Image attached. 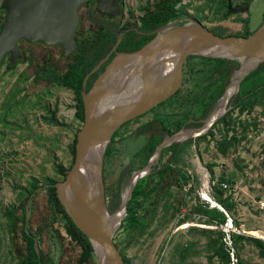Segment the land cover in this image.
Wrapping results in <instances>:
<instances>
[{"label":"rangeland","instance_id":"1","mask_svg":"<svg viewBox=\"0 0 264 264\" xmlns=\"http://www.w3.org/2000/svg\"><path fill=\"white\" fill-rule=\"evenodd\" d=\"M157 1L123 0V17L126 22L136 23L144 8L153 7ZM175 1L174 7L183 11L185 18L198 19V22L217 34L242 33L237 32L240 30L237 16H223L224 8L217 5V0ZM263 10L264 0H255L253 6L250 4L248 21L244 22V26L251 27L249 32H253L261 22ZM3 15L0 12V18ZM87 25L89 21H84L83 28L86 29ZM47 52H51L53 60L59 56V52L53 48L39 47L34 50L38 57ZM8 63L7 59L0 63L2 207L12 203L19 189L28 188V184L33 181L43 184L48 179L62 180L57 165L68 167L71 164V145L77 130L82 126V121L75 116L76 101L70 89L45 82L33 84L30 66L26 62L16 61L11 67ZM261 69L256 75L244 79L242 88L247 94L244 103L262 100L257 91L253 95L248 94L249 89L264 86V67ZM195 71L196 67L192 65L187 82L194 81ZM212 92L213 89L205 94L209 97ZM211 130V134L198 139L191 148L188 165L180 164L179 170L188 176L189 186L187 181L182 186L176 176L174 181L165 180L139 210L138 216L145 223L143 230L132 232L125 229L114 236V244L122 255L129 258V264H224L217 255L205 248L207 238L200 230L214 229L215 226L208 224L206 216L198 213L195 200L199 196L212 206L217 195L214 183L218 175L235 180H231L235 182L233 188L224 190L221 195L228 197L231 209L227 214L231 221L227 228L226 219L219 226L220 229L227 233L230 230L264 238V103L257 102L251 110L242 113L235 109L224 121L214 124ZM220 146L226 147L224 151H219ZM134 150V147L125 145L116 154L135 166L140 164L138 158L144 151L133 153ZM113 159L114 170H109L111 173L106 175L104 181V199L108 211L117 205L113 206L112 202L116 198L118 203L129 180V177H125L124 184L119 188L115 177L120 163L118 158ZM202 192L212 201L204 199ZM232 219L237 221L238 226ZM207 254H211L210 259H207ZM238 254L240 264H264L256 248L247 242H239ZM68 255L69 259L63 264H82L78 262L81 250L77 243L74 242ZM92 264H97L95 258Z\"/></svg>","mask_w":264,"mask_h":264},{"label":"water","instance_id":"2","mask_svg":"<svg viewBox=\"0 0 264 264\" xmlns=\"http://www.w3.org/2000/svg\"><path fill=\"white\" fill-rule=\"evenodd\" d=\"M87 1L3 0L0 3V10L4 11L0 22V63L5 54H9L11 64L16 63L21 57L20 40L58 46L62 55L70 54L75 48L78 9ZM231 7L228 5V12ZM246 9V6L236 7L234 12ZM96 12L107 17L118 15V0H96ZM153 33L138 49L115 52L89 90L82 93L83 121L75 136L74 160L63 179L54 184L59 203L87 237L97 264H123L112 240L113 234L126 215V204L138 181L150 173L162 149L172 142L205 133L227 112L228 100L238 92L243 79L264 63V19L247 36L218 35L202 23L185 17L158 26ZM188 55L236 60L238 65L201 124L166 135L146 163L131 171L117 205L108 211L102 181L107 143L122 123L154 109L175 93L181 84L183 60ZM86 78L87 75L83 87ZM227 183L234 185L235 182L227 180ZM212 205L224 213L216 202Z\"/></svg>","mask_w":264,"mask_h":264},{"label":"flooded vegetation","instance_id":"3","mask_svg":"<svg viewBox=\"0 0 264 264\" xmlns=\"http://www.w3.org/2000/svg\"><path fill=\"white\" fill-rule=\"evenodd\" d=\"M233 1H235V3H233ZM254 1L255 0H220V4L224 6V16H237L238 21H235H237L240 26V30L237 32L242 31L241 34L237 35L244 36V34L251 29L250 26H244V22L248 21L250 4L253 6ZM118 5L119 14L107 17L96 12V0H89L81 4L78 9L79 22L74 35L75 48L68 55H62L58 46L38 45L36 43H28L24 40H20L18 45L21 57L18 58L17 61L26 62L27 65L30 66L32 83H35L33 73L34 65L32 61L44 64L48 60V64L54 66L58 70L60 69L61 72L67 70L68 67H70L71 70L75 68H79L80 70L81 63L86 64L88 59H91L97 51L100 55L97 61L83 75L82 84L78 92L79 94H77L75 90L70 89L73 95L72 98L77 101L78 96L81 98L82 93L89 90L98 73L103 69L104 65L115 52H131L141 47L144 43L140 46H138V44L142 39L153 33L152 29L141 28L143 23L142 19L145 18L149 11L155 8H150L148 12L144 10L143 14L137 17L136 23H129L126 22V19L123 17V0H118ZM228 5L232 6L229 8L231 12H228ZM244 6L247 7L245 11L234 12V8H244ZM243 14H246V16H243ZM260 17L262 22L264 19V10L260 14ZM84 21H89V25H87L86 29L83 28ZM196 21L199 20L196 19ZM205 27L210 30L209 27ZM86 39H92L90 43L92 49L87 56H82L83 52L81 49ZM39 47L56 49L59 52L58 58L53 60L54 56L51 55V52H47L38 57L35 55L34 50ZM8 56L9 54H5L3 60H8ZM83 58L84 60H82ZM101 59L102 61L98 64L97 68L91 72ZM184 61H186L185 64ZM210 63L213 65L212 61L206 60L201 56L188 55L183 60L181 66V84L175 93L163 102L165 105L159 106L161 105L159 104L154 109L122 123L116 129L117 131L115 130L113 132L106 145L102 161V181L104 190L106 175L111 173L109 170H114V157L118 158L120 163L116 170L115 180L121 189L125 177L128 179L132 170L146 163L148 158L143 162L142 156L149 150L151 144L155 140L157 142L154 148L166 135L173 133L177 129L197 127L201 124L202 119L212 109L215 100L221 94L224 86L229 82V78L227 81H224V79L220 81L219 76L221 77V74L212 71ZM192 65H195L196 71L194 72V81L190 83L187 81ZM261 70L262 69L259 71ZM86 75L87 78L85 86L83 87ZM40 82L45 81H39L38 83ZM243 84L244 79L240 84L238 92L228 100L226 105L227 112L224 113L221 118L219 117L202 135H198L194 138H186L179 142H172L164 147L161 151L159 161L152 167L150 173L161 168L166 169L169 174L168 180L170 182L174 181L172 176H176L182 186H185L186 181L189 186L188 176L185 172L179 170L180 164L188 165V157L191 148L197 144L198 139L212 133L211 128L214 124L224 121V118H228L235 109L237 112H244V96L247 94H244V89L242 88ZM256 87L257 88L249 89L248 94L253 95V92L257 91V95L262 100H256L260 103H264V86L261 87L258 85ZM211 89H213V92L208 97L205 93ZM125 145L134 147L135 150L133 153H137L139 150L144 151L143 155H139L140 158H138L140 164L134 166L130 161L125 160L123 156L121 157L118 153L116 154V152L123 149ZM108 148H110V151H108ZM175 148L178 149L179 156L177 158H174L173 155ZM175 159L178 161L172 163ZM166 165L169 167H166ZM56 182L58 181L54 183L45 181L43 184H38V182L34 183L33 181L28 184V188L19 189L12 203H8V205L4 207L0 206V264H63V261L66 262L69 259L68 254L71 252L72 245L74 242H77L72 237V220L57 199L54 188ZM33 186L35 187L33 188ZM193 188H195L194 183H192V189ZM202 196L207 195L205 192H202ZM77 246L80 250L82 249L78 243Z\"/></svg>","mask_w":264,"mask_h":264},{"label":"trees","instance_id":"4","mask_svg":"<svg viewBox=\"0 0 264 264\" xmlns=\"http://www.w3.org/2000/svg\"><path fill=\"white\" fill-rule=\"evenodd\" d=\"M218 4H220V0H217ZM176 1L175 0H159L154 4V10H150L147 6L144 8V10L149 11V13L145 16V18L142 19V27L143 29H152L154 30L158 26H162L168 22H172L180 17H184L185 13L181 11L178 8H175ZM222 5V4H220ZM152 8V7H151ZM222 8L224 6L222 5ZM1 13L4 14V11H1ZM224 16V15H223ZM3 19V17L0 18V22ZM212 31V29H210ZM213 33L217 34L216 32L212 31ZM252 32H246L244 36L249 35ZM154 33H151L150 35L146 36L142 39V41L138 44L140 46L141 44L148 41L150 38H152ZM220 35V34H218ZM222 35V34H221ZM230 35V34H229ZM231 35H237V34H231ZM92 42V39H86L85 42L82 45L81 51L82 56H87L89 54V51L92 49L90 46V43ZM96 53L92 56L91 59H88L87 63H81V69L75 68L73 70L70 69V67L67 68V70L61 72L60 69H56L54 66L47 63V61L44 64H41L36 61H32L33 66V73H34V82L38 83L39 81H45L47 83H52L53 85L64 87L65 89H72L79 94V89L82 84V78L83 75L91 68V66L97 61V58L100 54ZM206 60H210L213 62V65L210 63V67H212V71L216 72L217 74H221L220 81L224 79V81H227V79L230 77L232 71L236 69L238 63L236 60H229V59H221V58H211V57H204ZM85 58V57H84ZM84 58L82 60H84ZM81 60V61H82ZM9 62V61H8ZM227 64V65H226ZM8 66L11 67V63H8ZM264 67V63L260 64L257 69H255L253 72L250 73L245 79L249 78L250 76H253L261 68ZM79 70V71H78ZM32 73V72H31ZM212 74V73H211ZM258 101L256 99L250 101V103H244V110H251L253 104H256ZM165 105L164 103H161L162 106ZM188 112V108H187ZM75 116L80 120L83 121V104L80 96H78L75 106ZM157 141L155 140L148 151L145 152V154L142 156L143 162L146 161V159L151 155V152L153 151L154 145ZM74 145H75V139L71 145L72 150V162L74 160ZM224 146L218 147L219 151H224ZM108 151H110V148H108ZM107 152V151H106ZM174 158H177L179 156L178 149H174L173 151ZM178 160L175 159L172 163H176ZM71 164L68 167H64L62 165H57L58 172L63 177L66 175L68 169L70 168ZM166 167H169L166 165ZM167 176V177H166ZM173 177V180H175V177ZM169 179V174L166 169H158L156 171H152L151 173L147 174L145 177H143L142 180H140L135 189L133 190L132 197L128 204H126V215L121 221L120 226L117 228V230L114 232L112 240L114 241V236L119 231L128 229L132 232H141L145 226V223H143L139 216V210L142 207V205L151 199L153 194H155L158 189L162 186L163 182L165 180ZM230 177L228 176H222L218 175L217 179L214 183L216 193L217 195L214 196V201L222 207L224 210V213L218 209L215 206H210L208 202L203 201L200 199L199 196L195 197L196 202L198 203V213L206 216V222L208 224H212L215 226L214 229L211 228H202L200 232L205 235L206 243L205 248L206 250H211L213 254L217 255L220 258V262H223L224 264H240L239 254H238V247L239 242H247L249 244H252L258 253V256L262 259H264V240L262 238H259L257 236H251L247 235L241 232H234L230 231L224 232L220 229V225H223L224 222H226V219L228 218V213L231 209V205L228 203V197H221L224 190L233 188L231 184L227 183V180H229ZM234 180V179H230ZM48 182L54 183V180H46ZM235 181V180H234ZM37 183V181H35ZM35 186H33L34 188ZM117 197V196H115ZM203 197V196H202ZM116 199V198H115ZM112 202V205L114 206L117 204V201ZM207 200L212 201L209 199L208 196H206ZM234 221V224L237 225V221L235 219H232ZM72 237L73 239L81 246V255L79 257L78 262L82 264H92L94 262V256L92 253V248L90 246V243L87 239V237L76 227V225L72 221ZM230 242V243H228ZM120 253V252H119ZM121 254V253H120ZM123 264H129V258H126L124 255L121 254ZM211 254H207V259H210ZM222 264V263H221Z\"/></svg>","mask_w":264,"mask_h":264},{"label":"built area","instance_id":"5","mask_svg":"<svg viewBox=\"0 0 264 264\" xmlns=\"http://www.w3.org/2000/svg\"><path fill=\"white\" fill-rule=\"evenodd\" d=\"M230 221H231V219L230 218H227V224H226V226H228V223H230ZM228 228V227H227ZM230 228V227H229Z\"/></svg>","mask_w":264,"mask_h":264},{"label":"bare ground","instance_id":"6","mask_svg":"<svg viewBox=\"0 0 264 264\" xmlns=\"http://www.w3.org/2000/svg\"><path fill=\"white\" fill-rule=\"evenodd\" d=\"M203 198L205 199V198H206V196H203Z\"/></svg>","mask_w":264,"mask_h":264}]
</instances>
